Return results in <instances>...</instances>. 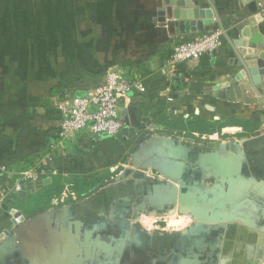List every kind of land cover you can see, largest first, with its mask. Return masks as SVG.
<instances>
[{"label":"crops","instance_id":"obj_1","mask_svg":"<svg viewBox=\"0 0 264 264\" xmlns=\"http://www.w3.org/2000/svg\"><path fill=\"white\" fill-rule=\"evenodd\" d=\"M211 1L226 33L241 46L256 32L264 36L263 23H247L258 10L264 11V0ZM206 7L204 0H0V185L19 183L26 193L20 199L16 192L0 209V235L7 231L23 240L15 243V253L0 240V264H264V199L250 167L249 177L239 175L231 189L237 210L222 215L232 220L225 223L232 226L222 244L214 243L211 250L199 242L202 252L192 259L140 252L124 240L112 242L105 234L67 227L64 209L128 168L145 133L196 145L206 144L198 139L244 142L263 134L258 130L247 136L246 130L248 124L263 122L264 107L250 103L243 86L229 92L231 99L221 87L237 69L225 41L214 56L180 64L168 79L160 72L176 41L217 28L214 18L199 15ZM110 68L143 85L121 104V131L114 137L83 131L64 145L58 137L61 115L55 102L66 106L71 97L86 95ZM187 120L226 125L212 134L173 131L171 123ZM219 135L229 137L217 140ZM27 169H43L45 183L21 181L19 173ZM153 173L147 172L157 177ZM75 177L82 180L73 183ZM56 178L62 188L49 206L28 211L33 196ZM215 183L208 182L212 192ZM74 184L85 196L80 198ZM16 207L25 219L13 225L10 211ZM167 217L175 223L169 224ZM146 218L151 224L164 219L165 229L149 230L142 223ZM140 223L149 232H181L191 221L169 213L141 215Z\"/></svg>","mask_w":264,"mask_h":264},{"label":"water","instance_id":"obj_2","mask_svg":"<svg viewBox=\"0 0 264 264\" xmlns=\"http://www.w3.org/2000/svg\"><path fill=\"white\" fill-rule=\"evenodd\" d=\"M204 1L207 7L199 9V15L214 18L237 67L221 87L229 95L232 90L239 91L243 86L251 96L250 103L258 102L264 107V36L256 32L249 37L247 45L241 46L226 33L213 2ZM247 23L249 27L264 24V11L258 10ZM255 97L259 98L258 101ZM228 99H231L230 95ZM128 165L97 191L64 209L68 213V229L79 226L92 235L95 232L105 234V238L112 242H127L131 234V244L137 251L162 256L169 253L172 258L184 254L192 259L196 252H202L199 242L211 250L214 243L222 244L225 231L227 233L232 226V223L225 224L232 221L231 217L222 215H233L237 210L231 189L237 184L239 175L249 177V167L255 180L261 182L258 188L264 199V129L263 134L244 142L228 139L205 145H196L179 137L145 133ZM148 170L157 177L148 175ZM209 181L216 182L214 192L210 191ZM25 196L23 190L17 192L18 198ZM169 213L188 216L191 223L181 232H149L140 223L141 215L159 217ZM10 214L13 225L25 219L17 207L11 209ZM119 229L120 235L111 234ZM0 240L12 253L16 251L15 243L23 242L7 231L2 232ZM218 254L219 248L216 256Z\"/></svg>","mask_w":264,"mask_h":264},{"label":"built area","instance_id":"obj_3","mask_svg":"<svg viewBox=\"0 0 264 264\" xmlns=\"http://www.w3.org/2000/svg\"><path fill=\"white\" fill-rule=\"evenodd\" d=\"M223 42L218 28L195 33L189 39H180L173 44L160 72L168 79L180 64L204 56H214ZM141 90L142 83L133 81L123 71L107 69L102 81L86 95L71 97L66 106L55 102L61 115L58 123L59 140L70 141L77 133L85 130L93 135L116 136L123 127L121 104L131 92ZM44 175L43 169H27L19 173L21 181H42ZM21 189L19 183L0 185V209Z\"/></svg>","mask_w":264,"mask_h":264},{"label":"trees","instance_id":"obj_4","mask_svg":"<svg viewBox=\"0 0 264 264\" xmlns=\"http://www.w3.org/2000/svg\"><path fill=\"white\" fill-rule=\"evenodd\" d=\"M231 124V123H230ZM173 127V131L177 132V134H184L186 136L190 135V132H198L201 134H212L216 131H219L225 123L220 122H200L199 120H187L186 122L178 121L176 123L170 124ZM82 180L81 177H75L73 179V183L75 181ZM78 186L75 184L72 186L73 189L78 193ZM62 188V184L57 178L54 180V183H51L47 189L40 192L39 194L33 196L30 203L28 204V208L30 212L33 211H43L49 206L50 199L55 194H59ZM79 194V193H78ZM80 198L85 196V194H79Z\"/></svg>","mask_w":264,"mask_h":264},{"label":"rangeland","instance_id":"obj_5","mask_svg":"<svg viewBox=\"0 0 264 264\" xmlns=\"http://www.w3.org/2000/svg\"><path fill=\"white\" fill-rule=\"evenodd\" d=\"M249 128H247V130H246V135L247 136H250V135H255L257 132L256 131H263V129H264V122H262V123H251V124H248L247 125ZM86 131V130H85ZM87 132V131H86ZM174 135V134H173ZM227 137H229L228 135H219V137H217V140L220 138V139H225V138H227ZM209 141V139H204V140H202V139H198V142H200L201 144L203 143H207ZM63 143H64V145H67V141H63ZM153 174H155V173H153ZM167 218H169V217H167ZM165 219L166 221H168V223L170 224H172V223H175L174 222V220L173 219ZM151 220L152 219H143L142 220V223H143V225H146L148 228H149V230H151V229H154L153 227L154 226H158L159 227V229H165V227H166V221L164 220V219H159V220H157V222L156 223H154V224H151ZM181 221H179V222H176V224L177 223H179V224H181L180 223ZM130 240L129 241H127V243H129L130 244Z\"/></svg>","mask_w":264,"mask_h":264},{"label":"flooded vegetation","instance_id":"obj_6","mask_svg":"<svg viewBox=\"0 0 264 264\" xmlns=\"http://www.w3.org/2000/svg\"><path fill=\"white\" fill-rule=\"evenodd\" d=\"M131 236H132V235L130 234V237H131ZM130 245H132L131 242H130Z\"/></svg>","mask_w":264,"mask_h":264},{"label":"bare ground","instance_id":"obj_7","mask_svg":"<svg viewBox=\"0 0 264 264\" xmlns=\"http://www.w3.org/2000/svg\"><path fill=\"white\" fill-rule=\"evenodd\" d=\"M167 137V136H166ZM168 219V218H167ZM170 219H172V218H170ZM179 222V221H178ZM171 224V223H170ZM173 224V223H172Z\"/></svg>","mask_w":264,"mask_h":264}]
</instances>
